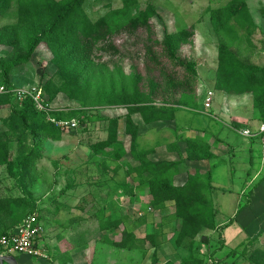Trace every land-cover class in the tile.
<instances>
[{"label":"trees","instance_id":"1","mask_svg":"<svg viewBox=\"0 0 264 264\" xmlns=\"http://www.w3.org/2000/svg\"><path fill=\"white\" fill-rule=\"evenodd\" d=\"M88 1L0 0V18L8 21L0 28V49H11L0 58V90H6L0 93V108L10 110L9 117L1 120L7 132L0 136V166H7L12 178L28 177L31 163L41 155L45 141L61 140L62 130L48 120V116L59 122L75 120L78 127L86 131L90 118L87 108L95 101L100 105L109 101L110 106L123 107L127 115L122 131L130 139L129 147L120 137L121 120L112 119L106 130L107 138L92 146L95 158L102 157L103 161L97 162L95 158L93 161L104 167L126 165L134 182L148 187L151 206L159 210L173 205L181 223L178 246L190 253L182 264H205L196 254V238L218 229L223 232L231 223L218 224L219 211L214 201L217 190L213 186L212 172L202 168L189 170L186 183L178 187L175 177L180 175V167L185 162L182 155L177 162H166L156 157L155 150H142L139 145L140 125L173 122L180 109L189 108V100L196 99L197 63L180 54L182 48L195 45V32L193 29L171 32L165 28L159 42L152 24L159 15L154 7L148 6L124 23L114 17L94 22L85 9ZM133 3L125 2L119 17L129 13L128 7ZM210 17L221 39L215 89L231 97L253 95L255 110L264 121V67L239 55L243 44L252 48L253 34L257 30L247 0H231L222 8L212 9ZM141 30L145 32V71L135 68L128 78L116 66L122 76L116 79L108 68L110 64L102 61L103 56L112 54L113 61L124 58L112 43L113 37ZM40 47L51 53V63L56 69L55 76L47 82H43L41 75L40 87L45 99L52 103L57 95L64 94L79 103V109L42 112L36 108L32 97L20 102L14 94L19 86L11 78L12 70L31 66ZM179 70L184 71V76ZM135 117L142 124H137ZM12 142L17 144L19 153L14 161L9 151ZM185 145L187 162L215 159L205 140L189 138ZM171 148L177 150L179 145L174 143ZM6 203L10 214L17 222L20 220L18 225L28 216L36 215L21 211L27 207L36 209L34 200L9 199ZM249 205L250 201L241 204L240 211ZM3 212L0 207V213ZM0 254H6L1 247Z\"/></svg>","mask_w":264,"mask_h":264},{"label":"rangeland","instance_id":"2","mask_svg":"<svg viewBox=\"0 0 264 264\" xmlns=\"http://www.w3.org/2000/svg\"><path fill=\"white\" fill-rule=\"evenodd\" d=\"M230 1L231 0H90L87 6H85V9L94 22L103 18L109 19L114 17L118 18L119 22L124 23L129 18L136 16L140 11L145 10L148 6H152L159 14L158 17L152 21L154 33L159 42L162 41L165 35V28L169 29L171 32L186 29L194 30L195 45L182 48L180 54L197 63L198 82L195 87V90L197 89L195 95L196 99H190L188 102L189 108H181L178 112L176 124H171L166 128L168 130L167 133L160 134L161 136L165 135L169 143H173L176 140L175 130H186L187 132H191L196 128L197 130L194 132L205 134V128L207 126L204 123V121H206L204 118L206 116L211 117L217 124V133L219 132L218 134H222L221 137L223 138L222 144L216 145L217 147L214 153L218 158H224L227 164L226 169H223L221 172L220 181H226L227 179L230 181L233 180L238 186H244L250 183V185L252 184L249 186V188L251 187L250 193L249 190H246L249 195L255 185H264V142L261 136L245 137L242 136L241 133L244 130H249L253 134H257L259 126L262 125L264 121L260 113L255 110L253 95H245L243 96L245 100L239 101V98L226 96L224 93L215 89L219 63L218 49L221 45V39L215 33L212 26L210 11L212 9L222 8ZM125 2L134 3L128 7L129 13L126 15L122 14V17H119L118 13L125 9ZM247 5L249 10H251L250 13L257 26V30H255L253 34L252 48L243 44L239 49V55L243 58H249L256 66L264 67V0H247ZM7 23L8 21L6 19L0 18V28ZM143 31L144 30L134 33L116 34L113 37L112 43L124 54V58H115V61H113L112 54H109L103 56L104 58H102V61L110 64L108 68L111 72H114L116 79L122 77L117 71L118 67H120V70L125 74L124 76L128 78L135 72V68L140 69L141 72L145 71V32ZM9 52H11V49L2 48L0 51V58L6 56ZM51 60V53L48 52L45 47H40L31 66L29 65L22 69H13L11 78L14 83L19 86L16 92L24 89L34 90L33 92L36 93L37 97L39 93L42 92L43 99H41L40 96L41 101L44 100V104H47L49 109L52 110L68 111L79 109L81 105L71 101L64 94L57 95L52 103L45 99V95L40 87L42 86L40 79L41 75H43V82H47L55 76L56 69L52 65ZM167 66H169L168 62ZM179 73L181 76L185 74L183 70H179ZM100 86L106 87L105 84H101ZM210 92L214 93V102L211 109H206L205 101ZM240 102L242 106H246L244 103L247 102L248 108H240ZM98 103L99 101H95L93 106H88L89 108H87L90 110V118L86 126V131L83 127H78L77 121L73 120L77 123V127L72 131L63 130L61 140L45 141L43 144L44 150L41 152V155L37 156L31 163L29 175L26 179L21 180L20 178H12L8 171V167L0 166V207H2V211H4L0 213V240L12 234L11 231L20 222V220L17 222L16 218L10 214L11 209L6 201L9 199L20 200L25 198L27 202L31 200L36 201V209L33 208L34 210H32L30 207H27L22 208L23 210L21 211L25 213H35L37 218L40 219V213L45 210V206L48 209L52 205L54 209L56 206L55 202L63 199L62 196L67 192L68 185L72 184L73 187H77L79 183L82 184L83 182H87L86 178L93 174L95 168L97 170L100 169V166H98L100 164L93 161L95 153L92 150V146L107 138L106 130L110 120L117 118L121 120L120 137L129 147L130 139L125 136L122 131L125 126L124 117L127 115L125 108L110 106L109 101H106V105H100ZM9 115L10 110L8 108L0 110V136H5L7 132L1 120L8 118ZM236 116L240 121H232V118ZM198 117L201 119L199 120ZM135 118L136 123L140 124V120L137 117ZM48 120L60 123L55 119L53 120L50 116H48ZM69 122L72 121H64L62 123ZM192 123H197L196 127H191ZM236 126H240L241 129L236 130ZM143 127L144 125H140L142 147H156L158 145V140L161 138V136H158L160 134L157 131V125L146 128L145 134H143L144 131H142ZM231 132L235 134L240 132L239 134L242 137V139H239L237 145L239 148L234 147L232 150H230V147H233L235 137L233 136L234 138L231 139L226 135ZM226 137H228L229 142L225 140ZM248 140H255L259 143L254 144L248 142ZM159 143L165 144L163 143V138ZM169 143L167 145H169ZM229 143L230 147H228ZM184 147L186 146L184 145ZM250 150L253 151L254 155L249 153ZM9 151L12 161L19 157L16 143H11ZM182 157L185 161L181 166L183 174L175 177V182L178 187H182L186 183L189 170L202 168V170L208 171L211 166L210 163L205 162H187L186 152H184ZM99 159H96L97 162L102 161L103 158ZM179 160L180 158L177 159V161ZM231 165L233 166V170L229 172ZM89 189L92 191L91 188ZM87 192L88 190L85 189L83 193L77 190L69 197L70 199H67V201L63 199V201L69 202L71 206H77L81 204V200L78 201V199L83 197L85 193L87 194ZM90 195H92V193ZM257 202V210L253 213L256 217H259L260 234L251 236L252 238L246 234L243 236L241 235L239 238H236L234 242L230 241L229 245L223 235L222 229H218L216 232L202 233L203 235L195 240L197 256L199 258L203 257L207 264H264V192L261 194V197L257 199ZM95 203H97V201L94 199L93 203H87V211L91 213L95 211L102 212L103 206L97 203L98 205L100 204V206L95 208ZM228 205H231V202L228 203ZM220 207L221 206L218 205V208ZM231 207L233 206L228 208L230 209ZM151 208L154 209L153 206H151ZM53 209L52 212H54ZM229 209H225L226 212L223 211L224 214L222 212L223 218L230 217L229 214L231 212H229ZM222 222L226 223L224 220H219L218 224L220 225ZM14 256L19 259L21 258V255Z\"/></svg>","mask_w":264,"mask_h":264},{"label":"crops","instance_id":"3","mask_svg":"<svg viewBox=\"0 0 264 264\" xmlns=\"http://www.w3.org/2000/svg\"><path fill=\"white\" fill-rule=\"evenodd\" d=\"M237 98L240 99L239 101L244 99V97ZM241 104L240 102V108H248L247 102L244 103L246 106ZM178 114L173 122L144 126L143 134H145L146 128L156 125L159 134L167 133L166 128L171 124H176ZM204 119L207 126L205 134L194 132L197 130L196 128L191 132L175 130V142H167L166 136L160 134L158 136H161L160 140L163 138L165 144L159 143L160 140H158V145L151 148L142 147V136L140 135L139 145L142 150H155L156 155L158 154L156 157L159 156L158 158L163 161L177 162L179 156L184 154L185 141L189 138H199L209 144L210 152L215 159L205 163L211 164L209 170L213 174V186L217 190L214 194V201L217 207L221 206L218 208L217 220L226 221V223H220L221 226L231 222L230 227L223 231V235L230 245V241L234 242L241 235L246 234L251 237L260 234L259 217H256L253 212L257 210V199L264 192V185L252 186L248 200L246 190H249L250 193L251 187L249 188V186L252 184L238 186L233 180L220 181L221 172L226 169L227 164L224 158H218L214 152L216 145L222 144V134L217 133V124L211 117L206 116ZM233 120L240 121L237 116L232 118ZM196 125L197 123H192L191 127H196ZM239 133L226 134L231 139L235 137L234 143L232 142L233 147H230L229 143L230 150L234 147L239 148L237 145L239 139H242ZM225 140L229 142L228 137ZM248 142L259 143L255 140H248ZM168 143L169 145H167ZM174 143L179 145L177 150L170 149ZM249 153L254 155L252 150ZM230 170H233L232 165L229 172ZM128 172L129 168L126 165L120 167L112 164H107L105 167L100 165L99 170L95 168L93 174L86 178L87 182L79 183L77 187H73L72 184L68 185L67 192L62 196L66 201L77 190L83 193L85 189L88 192L78 199V201L81 200V204L77 206H71L69 202L60 199V202H55L54 209L52 205L48 209L45 206V210L40 213L41 217L38 221L42 228V234L39 243L47 259L21 255L20 259L17 258L18 264H182L187 260L190 257L189 251L178 246L181 223L177 218L176 208L173 205H168L159 210L152 209L148 187L145 184L134 182ZM180 174H183L182 167H180ZM91 193L92 195H90ZM91 197L103 206L102 212L87 211L86 204L93 203ZM246 201H250V205L240 211L239 207ZM230 202L231 205H228ZM97 203L94 204L95 208L100 206ZM230 206L233 207L229 209ZM225 209H229L231 212L228 218L222 217V212H226ZM20 225H17L11 232H15ZM200 259L205 260L203 257Z\"/></svg>","mask_w":264,"mask_h":264},{"label":"built area","instance_id":"4","mask_svg":"<svg viewBox=\"0 0 264 264\" xmlns=\"http://www.w3.org/2000/svg\"><path fill=\"white\" fill-rule=\"evenodd\" d=\"M34 91V90H33ZM31 90H19L14 94L18 96L19 101H23L27 97H32L36 108L40 111H46L49 109L47 104H44L45 101L42 96V92L39 93V96H36V93ZM6 90L2 88L0 93H4ZM41 96V99H40ZM214 102V93L210 92L208 94L207 100L205 101V108L211 109ZM56 123V122H54ZM56 125L63 131V130H70L72 131L77 127V123L75 121L69 123H56ZM242 136L256 137L261 136L264 142V123L259 126L257 134H253L249 130H244L241 133ZM42 234V228L39 224L38 218L36 215L28 216L22 224L16 229L15 232L10 234L9 236H5L0 240V247L5 251L8 256L14 255H25L32 258H40V259H47V256L44 250L41 248L39 239Z\"/></svg>","mask_w":264,"mask_h":264},{"label":"water","instance_id":"5","mask_svg":"<svg viewBox=\"0 0 264 264\" xmlns=\"http://www.w3.org/2000/svg\"><path fill=\"white\" fill-rule=\"evenodd\" d=\"M0 264H18V260L15 256L0 254Z\"/></svg>","mask_w":264,"mask_h":264}]
</instances>
